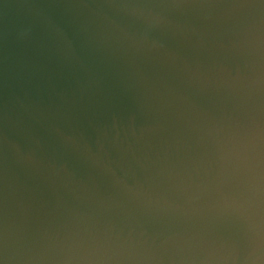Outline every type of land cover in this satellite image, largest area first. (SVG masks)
I'll return each instance as SVG.
<instances>
[{"label":"water","instance_id":"water-1","mask_svg":"<svg viewBox=\"0 0 264 264\" xmlns=\"http://www.w3.org/2000/svg\"><path fill=\"white\" fill-rule=\"evenodd\" d=\"M0 264H264V0H0Z\"/></svg>","mask_w":264,"mask_h":264}]
</instances>
